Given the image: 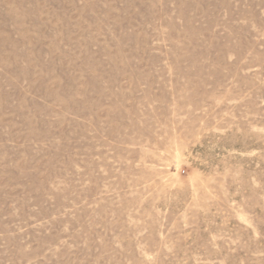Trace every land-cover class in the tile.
<instances>
[{
	"label": "rangeland",
	"instance_id": "1",
	"mask_svg": "<svg viewBox=\"0 0 264 264\" xmlns=\"http://www.w3.org/2000/svg\"><path fill=\"white\" fill-rule=\"evenodd\" d=\"M0 264H264V0H0Z\"/></svg>",
	"mask_w": 264,
	"mask_h": 264
}]
</instances>
